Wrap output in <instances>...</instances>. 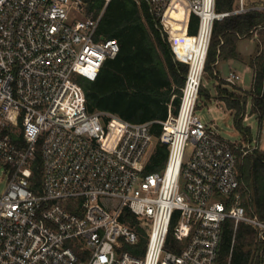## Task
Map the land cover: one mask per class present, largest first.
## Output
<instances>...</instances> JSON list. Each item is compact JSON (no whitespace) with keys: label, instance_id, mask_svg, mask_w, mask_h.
<instances>
[{"label":"built area","instance_id":"built-area-1","mask_svg":"<svg viewBox=\"0 0 264 264\" xmlns=\"http://www.w3.org/2000/svg\"><path fill=\"white\" fill-rule=\"evenodd\" d=\"M144 1L171 36L164 19L175 0ZM179 1L199 19L198 32L178 111L159 121L167 160L148 172L153 122L90 113L76 80L94 79L120 52L116 39L100 35L104 11L88 13L87 0H0V165L8 177L0 264H218L227 220L257 232L264 264V220L240 203L238 174L239 154L260 147L228 142L196 114L215 22L264 12V0H237L222 13L216 0ZM171 232L178 252L168 247Z\"/></svg>","mask_w":264,"mask_h":264},{"label":"trees","instance_id":"trees-1","mask_svg":"<svg viewBox=\"0 0 264 264\" xmlns=\"http://www.w3.org/2000/svg\"><path fill=\"white\" fill-rule=\"evenodd\" d=\"M88 13L103 15L99 25L100 35L116 39L120 52L109 59L94 79L77 76L76 80L86 96L90 113L109 112L133 123L153 122L152 132L156 137L154 152L148 172L163 169L168 156L167 147L158 140L164 121L171 110L177 113L182 88L189 64L176 55V48L194 43L199 19L190 17L188 35L171 37L162 30L160 18H156L150 5L144 0H112L108 5L104 0H87ZM237 0H216L219 13L232 12ZM189 11L179 0L173 1L164 19L167 28L177 36H183L188 25ZM258 33L256 54L250 61L255 71V81L251 94L252 113L264 122V12L250 11L246 14L231 15L214 24L212 40L205 66V73L218 78L216 63L226 59L244 60L239 53L241 39H251ZM191 51V48L190 50ZM219 97L227 101L231 111H236L237 127L248 134L243 126L244 110L248 95L235 94L219 86ZM207 95L206 88H200V97ZM209 96V95H207ZM34 165V182L39 184L42 177V163L39 149ZM238 174L240 180L239 200L249 216L264 220V150H256L244 156L239 154ZM36 186V185H35ZM36 188V187H35ZM36 190H38L36 188ZM135 221V218H131ZM175 221L173 222V226ZM146 240L140 247H146ZM168 247L176 252L177 241L171 232ZM261 243L257 232L240 223L237 231L232 220L224 223L218 264H260Z\"/></svg>","mask_w":264,"mask_h":264},{"label":"rangeland","instance_id":"rangeland-1","mask_svg":"<svg viewBox=\"0 0 264 264\" xmlns=\"http://www.w3.org/2000/svg\"><path fill=\"white\" fill-rule=\"evenodd\" d=\"M250 3H258L256 0H246ZM256 43L259 41L258 33L254 34ZM256 43L249 39L244 40L242 45V50L245 48L246 52H252L256 49ZM216 73V72H215ZM229 72L227 69L223 68V78L228 76ZM202 85L207 90V95L199 98V106L196 114L208 125L213 126V128L218 132V134L228 142L235 144L241 142L250 141L252 144H258L260 150H264V122L259 123L258 117L252 113L253 101L252 98L248 97V103L244 110L246 116L243 119V126L248 129V134L246 135L242 132L235 123L236 111H231L227 106V101L225 99L218 98L219 86L228 89V91H235V94H244V90L236 88L227 84L225 80L216 79L210 77L208 74H204ZM252 87L251 76H247L245 79V84L243 88L250 91ZM194 150V145L189 144L186 152V160H188ZM244 156V155H242ZM3 166L0 165V197L6 189L8 177L3 173ZM240 194V193H239Z\"/></svg>","mask_w":264,"mask_h":264},{"label":"crops","instance_id":"crops-1","mask_svg":"<svg viewBox=\"0 0 264 264\" xmlns=\"http://www.w3.org/2000/svg\"><path fill=\"white\" fill-rule=\"evenodd\" d=\"M189 22H190V19H189L188 25L185 29V34L182 37H184L188 33ZM169 34L171 36H177V35L173 34L170 30H169ZM244 40H246V39H241L239 44H238L239 53L242 55L244 60H237V59L230 58V59L218 61L216 63V74L218 76V78H217L218 80L219 79L225 80L227 77L230 76L231 73L237 74L238 76H240V79L236 82L235 85H232V86H236V88H238L240 90L241 89L244 90L245 93L241 94V95L247 94L248 97L249 96L251 97V94L253 91V86H254V81H255V71L251 67L250 61L254 57V55L256 54L257 43L255 41V38L252 37L251 39H249V40L254 41L256 43V49H254L252 52H246L245 50H247V49L245 48L244 50H242V45H241V43ZM190 48H191V43H189V42H187L186 45L183 44V45H180V47L176 48L177 49L176 55L179 58V60L181 59L182 61L189 64V57H190V51L189 50H190ZM223 68L227 69V71L229 72L228 76L225 79L223 78ZM247 76H251V79H252V87H251L250 91L245 90L243 88V86L245 84V79ZM233 92H235V91H233ZM237 94H239V93H237ZM218 98L221 99L219 97V91H218ZM244 116H246V113L244 114ZM243 142H241V143H243ZM258 150H260V148Z\"/></svg>","mask_w":264,"mask_h":264},{"label":"bare ground","instance_id":"bare-ground-1","mask_svg":"<svg viewBox=\"0 0 264 264\" xmlns=\"http://www.w3.org/2000/svg\"><path fill=\"white\" fill-rule=\"evenodd\" d=\"M203 54L204 53H202V50L201 51L198 50V53H197V56H196L197 57L196 58V61H197V59L201 61L202 60V57H203Z\"/></svg>","mask_w":264,"mask_h":264}]
</instances>
